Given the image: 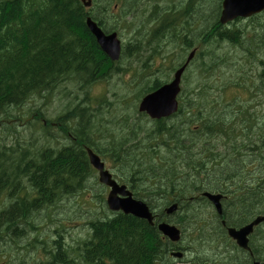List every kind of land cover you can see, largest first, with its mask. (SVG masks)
Segmentation results:
<instances>
[{
    "label": "trees",
    "instance_id": "1",
    "mask_svg": "<svg viewBox=\"0 0 264 264\" xmlns=\"http://www.w3.org/2000/svg\"><path fill=\"white\" fill-rule=\"evenodd\" d=\"M187 1L201 3V0ZM207 1L210 5L205 8L206 14L194 10L195 17L203 20L195 37L198 48L195 67L200 78L194 89L187 90L186 99L173 114L174 121L167 123L162 118L151 126L144 123L130 128L129 122L140 124L132 118L138 114L137 102L123 101L125 94L117 96L123 101V108L114 110L105 92L93 97L74 93L76 98L54 112L53 117L36 109V120L45 140L40 145L35 140L21 146L17 142L7 145L1 136L4 122H10L13 110L21 109L35 97L47 98L56 89H62L66 97L73 89L72 84L82 92L110 78L113 70L86 27L87 13L80 0H0V264L6 257L2 243L9 241L17 248L27 249L24 241L36 230L35 221L41 212L55 207L63 198L81 195L88 180L95 179L86 147L96 152L106 165L124 169L120 171L122 177L115 174L120 182L132 188L143 182V190H132L150 207L159 210L178 202V211L167 219L180 226L186 224V228L198 226L201 240L208 239V231L201 223L204 219L192 212L197 208L189 198L202 190L227 195L223 206L226 225H241L264 212V176L250 181L243 175L254 164L244 161L243 152L255 150L259 154L264 146V121L259 119L260 123L252 113L245 114L236 108L237 95L247 90L250 76L243 70L237 73L231 81V86L236 88L232 98H228L229 85L213 87L208 82L211 72L218 70L215 59L219 57L214 54V47L221 36H226V42L236 52L246 40L252 45L258 32L251 33L253 39L247 38L248 32L243 29L221 33L215 23V3ZM123 3L126 6L129 0ZM151 41L156 44L159 39L155 36ZM132 53V56L143 55L142 64L153 61L152 52L149 55L146 50L138 49ZM225 54V59H221L226 60V65L232 54ZM197 59L200 62L196 65ZM244 61L250 63L249 70L259 73L258 84L250 85L251 94L257 97L264 86V59L252 55ZM150 66L145 63L141 73L133 66L127 68L135 72L136 82L147 79L142 87L134 86L137 101L161 84L157 73L150 75L145 69ZM224 97L228 100H223ZM94 101L99 106L104 103L102 107L110 115L101 126L103 131L126 127L129 128L126 137L117 140L112 136H94L96 114L90 113ZM52 128L58 132L52 137L53 142ZM216 140H222V146ZM131 151L136 152L132 157ZM94 184L98 186L97 179ZM87 197L91 202L92 197L89 194ZM99 198L102 203L101 192ZM202 215L211 216L204 212ZM88 224L90 231L79 240L81 244L76 242L84 264L167 262L165 255L172 244L162 238L155 225L150 226L145 220L115 212L110 216H95ZM210 229L224 233L220 222L211 223ZM55 232L57 238L52 240L46 259H33L31 264H77L75 256L70 254L75 247H67L59 231L55 229Z\"/></svg>",
    "mask_w": 264,
    "mask_h": 264
},
{
    "label": "rangeland",
    "instance_id": "2",
    "mask_svg": "<svg viewBox=\"0 0 264 264\" xmlns=\"http://www.w3.org/2000/svg\"><path fill=\"white\" fill-rule=\"evenodd\" d=\"M209 1L214 5V2L212 0ZM208 5L210 4L207 0H201V3H199L198 5L192 4V6L197 10L199 14H206L205 8H207ZM202 22V18H196V31L203 26ZM262 33H264V30ZM227 51H229L230 53V48L227 47L225 44H221V47H218L216 49L217 54H222ZM231 53L232 56L230 57L232 58L227 60L228 64L221 67L220 72H211V76L208 77V82L213 84V87H215L216 85L221 86V84L229 85L230 87L228 91V98H232L236 94V88L231 86V84L233 83L231 81L234 80V77L237 76V73L239 71H246L247 74L250 76V84L246 90V93L241 92V96L237 95V101H239V104L236 105V108H238V110L243 111L245 114L252 113L255 118H258V121L259 119L261 121H264V117L262 116V113L264 115V86L261 88L262 91L257 97H255V94L252 95L250 92L252 90L250 88L251 83L253 85H256L259 82V73L253 70H249L250 63L248 61H243V53L235 52L233 50H231ZM258 55L260 57H264V45L259 46ZM160 60L161 59L158 58L155 66L147 68L148 73L150 75L157 73V75L159 76V74L162 73L163 70L159 69ZM198 62H200L199 59L196 60V65L198 64ZM176 64L177 63L174 62L173 66H177ZM138 66H140V64H136V67ZM141 70L142 69H138V73H141ZM185 74L186 79L183 81L182 89L183 87L184 89H194L197 85V78H200L196 67H191L190 70H187ZM170 75L172 77L173 72L172 74H166V76ZM144 79L140 82H136L135 72H131L129 70H122L118 73H115L107 80L98 81L92 84L88 88L84 89L82 92H79L77 88L75 94H79L80 97H84L85 94L88 93L90 97H93L94 95H99L105 92L106 100L111 102V107H113V109L115 110L116 108H123L122 104L124 100L131 101L132 103L137 102V98L134 97L136 93L135 89L142 87L146 83L147 79ZM68 85L70 86L71 82H68ZM122 94H125V99H122L123 101H119L117 96H121ZM73 98H76L74 97L73 91L68 96L63 97V90L56 89L53 95L48 96L47 98L35 97L32 101L24 105L21 109L13 110L10 122H4L5 127L1 129V136L2 139H4V143H6L7 145H11L17 142L21 146H28L30 143L36 140L37 145H40L44 142L45 139H43L44 131L40 128V122H37L36 120V116L38 115L36 109H38L40 113L49 117ZM228 98L224 97L223 100H228ZM102 106H105V104L102 103L99 106V104L94 101V106L90 110V113L96 114V129H93V127L90 126V129H93L94 136H112L117 140L122 139L125 135L127 136L129 128L126 127H116L115 129L108 132L103 131V128L101 126L110 115L105 111V109H103ZM132 118H134L135 121H138L140 124H138L137 122H129L130 128L133 126H142L144 123H147V125L150 126L154 124L153 122H150L146 117L139 116L137 114ZM175 119L176 117H172L166 120V122L171 123ZM193 125L194 123L192 122L191 126ZM50 131L52 132V134H54V136L57 135V131L55 128L50 129ZM129 136L131 137V135ZM141 137L142 134L138 136L137 140L140 141ZM253 139H256V137H254ZM215 142H218L220 146H222L223 144L222 140H216ZM261 149V153L259 154L256 153L255 150L252 152H243L244 161L254 162V164H250L251 171L245 170L243 172L244 178H247L250 181H256L261 176H264V146ZM134 153L136 152L131 151L129 156H134ZM258 162L260 163L258 164ZM107 167L112 173L119 175L117 177H122V173L120 171H124V169H116L112 165H107ZM143 187L144 183L142 182L140 183L139 188L142 189ZM97 190V186L93 185L92 178L85 185V188L83 189L81 195H78L76 197L63 198V200H61L55 207L48 208L42 211L35 221L36 230H34L32 233H29L27 239L24 241V244L26 245L25 248L27 249L24 250V248H17L16 245L13 244V242L9 241H6V243H2V247L6 252V257L3 259L1 264H31L33 259L39 261L44 260L45 248L49 247L52 244V240L57 238L55 229H58L59 233L62 234V240L65 241L67 247H76V242L85 237L87 227L83 226V224L89 214H99L100 217L110 216L109 212H107L108 210H106L104 206L99 207V202L95 199H93L92 203L87 202V195L89 194L91 196V193H95L97 192ZM106 192L107 191L104 192V198ZM139 195L142 196V193H139ZM193 207H196L197 209L192 210V212L197 213L198 215H202L203 212L210 214V212H212L213 210V207L209 205L206 200L203 199L195 201ZM182 211L186 210L182 209ZM260 227V230L264 231V224H262ZM256 237L258 244H261V235H257ZM33 238L41 239V242L36 244L33 242ZM17 243L21 244V242ZM31 244H33V246H31ZM209 253L210 246L197 244L188 252V257H193L195 255L204 257ZM227 254H225L224 256L226 257ZM73 256H75V261L78 264H81V261H79L77 254L74 253ZM259 258L264 259V250L261 251L260 249Z\"/></svg>",
    "mask_w": 264,
    "mask_h": 264
},
{
    "label": "flooded vegetation",
    "instance_id": "3",
    "mask_svg": "<svg viewBox=\"0 0 264 264\" xmlns=\"http://www.w3.org/2000/svg\"><path fill=\"white\" fill-rule=\"evenodd\" d=\"M92 5L85 8L86 17H90L101 28L104 34L115 32L122 41L123 53L128 55L130 65L132 63V52L144 49L153 57L150 63L155 64L158 57L164 59L160 61L163 70H172V63L178 65L181 59V52H190L195 48V8L185 0H131L130 4L123 6V0H91ZM216 6V22L219 29L231 28L239 21L244 22V27L252 29L251 24L262 21L264 28V9L259 13L252 14L246 18L240 17L226 25L220 24L223 0H212ZM82 13L84 9L81 8ZM127 18L128 20H125ZM158 37L156 44L151 41ZM116 63V62H115ZM113 63L112 68L119 67ZM161 217H163L161 215ZM256 253L259 244L254 241ZM246 252V251H245ZM248 260L252 261L255 254L247 252ZM200 264H211L210 261Z\"/></svg>",
    "mask_w": 264,
    "mask_h": 264
},
{
    "label": "water",
    "instance_id": "4",
    "mask_svg": "<svg viewBox=\"0 0 264 264\" xmlns=\"http://www.w3.org/2000/svg\"><path fill=\"white\" fill-rule=\"evenodd\" d=\"M242 1L243 0H225L223 14L225 15L227 12L231 13V15L228 17L243 15L244 11L243 13L241 11L243 10L242 5L246 14H249L251 10L256 11L255 9H250L248 7V3ZM84 3L85 5H89L90 0ZM86 23L90 32L95 36L96 42L99 44L100 48L110 57V59H117L119 56L120 45L116 35L114 33L111 35H104L102 31L96 26V24L89 18L87 19ZM193 53L194 52L190 53L186 63L174 73L173 80L163 84L154 91L142 97L138 105V110L140 112L147 113L153 119H159L162 117H168L176 111V95L180 90V77L187 62L192 58ZM86 152L89 163L98 171L99 182L110 187V191L106 198V204L108 208L112 211H121L125 214L134 215L135 217L145 219L149 224H152L153 214L150 211L149 206L144 201L133 198L131 192L126 189L124 184L119 185L116 183L108 171L104 169V162L96 153H94L90 148H86ZM202 195L212 203V205L215 207V210L220 215V200L222 198V194L204 192ZM176 207V204H172L166 209V212L170 213L174 211ZM261 221H264V215L257 216L252 222L242 228L235 229L230 227L228 228V233L241 247L247 248L246 235L252 231V227L254 225L260 223ZM157 228L161 233L168 236L171 240L176 241L179 239V230L175 226L166 222H162L157 225ZM173 255L180 256V253H174ZM253 264H264V262L257 261Z\"/></svg>",
    "mask_w": 264,
    "mask_h": 264
},
{
    "label": "bare ground",
    "instance_id": "5",
    "mask_svg": "<svg viewBox=\"0 0 264 264\" xmlns=\"http://www.w3.org/2000/svg\"><path fill=\"white\" fill-rule=\"evenodd\" d=\"M87 148V147H86ZM175 264V263H174Z\"/></svg>",
    "mask_w": 264,
    "mask_h": 264
}]
</instances>
